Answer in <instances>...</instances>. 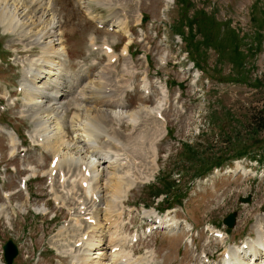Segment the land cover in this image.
Wrapping results in <instances>:
<instances>
[{"label":"rangeland","instance_id":"374dc122","mask_svg":"<svg viewBox=\"0 0 264 264\" xmlns=\"http://www.w3.org/2000/svg\"><path fill=\"white\" fill-rule=\"evenodd\" d=\"M53 1L60 25L57 30L62 33L68 52L63 55L61 66L55 64L51 67L56 68L53 72L56 71L63 84L60 87L66 94L64 100L71 103L64 116L68 135L67 141L60 145V156L62 154L63 159L69 155L71 159V156H76L74 148L86 144L83 123L87 113L91 112L87 110L90 104L86 102V109H78L72 100L75 98L80 102L81 93L94 97L91 87H103L104 80L98 77L104 72L109 74L106 81L128 87V94L121 90L123 96L126 94L121 102L125 108L116 106L115 98H112L111 111L117 113L122 109L134 113L144 109L136 128L131 124L132 119L131 122L125 120L122 125L123 119L110 122V118L106 120L107 128L111 131L115 128L118 138L124 141L134 132L147 129L153 133L152 126L157 122L161 130L159 137L162 138L157 141V164L153 161L154 154L150 153V144L158 137L159 131L144 141L148 158L143 157L141 161L134 155L126 164L117 167L119 173H129L133 184L124 201H120L122 206L119 207L120 203L116 206L118 210L115 208L117 211L113 214L112 224L107 221L105 210L113 194V185L106 183L103 176L99 181L93 180L102 199L94 207L101 225L100 231H93V228L89 230L92 233L87 231L92 224L89 221L87 224L86 215L78 212L85 198V192L79 188L80 180L69 181L63 187L58 176L56 183L48 179L54 153L47 146V140L38 139L30 109L32 103L47 98L36 96L39 94L33 91H28L32 94L26 93L22 81L23 74L30 67L29 61L43 56V50L27 38H21L13 29H6L0 21V45L4 48L0 51V104L3 102L6 106L4 112V106L0 105V264H7L3 246L10 239L19 249L13 264H75L77 258L83 256V236L87 234L88 237L90 233L95 234L96 240L90 250L84 251L93 264L119 263L118 251L115 254L110 252L115 242L111 237L113 240L126 238L123 250L129 252L133 249L140 254L131 263L143 262L146 258L145 264H223L225 248H233L234 251L240 248L242 241L252 243L264 234L259 236L258 232L259 228L264 230V165L246 157L242 158L243 164L237 166L231 159L206 176L193 178L223 156L232 155L248 145L251 149L264 146V130L252 134L248 129L251 113L264 103V0H112L114 4L110 8L96 0ZM102 1L108 3L107 0ZM19 2L0 0V15L11 8L16 9L22 13V21L29 23L42 15L43 10L39 9L36 15L34 12L26 13L32 9L31 3L26 0ZM117 5L120 7H115ZM186 7L193 21L191 37L189 20L181 18ZM112 15L126 21L129 32L124 33L109 23ZM211 18L217 25L211 23ZM99 20L104 23H98ZM181 22L182 34L176 32V26ZM93 35L99 44L107 40L116 47L115 62H110V57L102 50L91 47L90 37ZM227 43L231 46L225 52ZM126 45L132 51V57L122 55V48ZM217 45H221L223 50ZM187 55L202 66L206 74L191 70ZM125 67L130 69L129 74L124 71ZM47 78H40L35 83L39 86ZM177 82L183 83L184 87ZM146 86L150 92H145ZM76 90L80 91L77 93ZM98 102L97 99L95 106L98 109H106ZM161 108L162 117L156 112ZM149 110H154L152 115ZM51 115L47 135L54 129L60 139L62 124L55 118L57 115L53 112ZM74 116L77 118L75 130L70 123ZM96 116L92 115L93 118ZM13 127L18 136H12ZM86 132L93 137L98 133L99 137L94 140L95 147L85 145L82 156L91 160L98 158L95 160L96 168L105 173V178L112 174L109 180L113 181L114 166L109 158L102 159L97 151H109L123 159L125 150L112 143L109 138L111 132L110 135L101 133L103 131L95 126ZM58 137L56 141H59ZM63 168L65 171L71 169L68 178L77 172V166L70 168L65 162ZM22 177L28 179L27 187L21 186ZM173 179H176L174 185L168 188L169 181ZM187 185L190 193L184 206H176L165 214L173 225H177V231H156L149 235L142 229L145 225L143 219H146L144 208L153 210L155 206H165L176 199ZM55 188H59L57 192ZM60 195L66 199L58 203ZM247 197L251 201L246 200ZM65 202L70 208L60 206ZM125 204L136 206L129 210ZM232 212H236V222L230 229L232 233L227 242L208 235L205 226L214 222L221 223L220 228L226 231L223 219ZM79 216H83L82 219L75 221ZM136 228H139V241L132 246L128 240ZM79 240H83L82 246H76ZM145 251L152 253L150 261V255H145ZM206 254L210 257L207 262ZM262 254L257 263L261 262Z\"/></svg>","mask_w":264,"mask_h":264},{"label":"bare ground","instance_id":"6f19581e","mask_svg":"<svg viewBox=\"0 0 264 264\" xmlns=\"http://www.w3.org/2000/svg\"><path fill=\"white\" fill-rule=\"evenodd\" d=\"M13 1L19 2L20 0H13ZM26 1H27V3H31V6H32V9H30L29 11H26V13H33L34 12V14L36 15V13H37L36 11L39 9V10H43L42 15L38 16L37 18H33L31 23L23 22L21 19L22 13H20L16 9L12 10V8H11V10H9V12H6V13L3 12L2 15H0V21L2 23H4L6 29H13L12 31L19 34V36L21 38H27L29 40V42H32V44H35V45H39L43 50V54H44L43 56H41L40 58H37V59H31L29 61L30 67L27 71H25V75L23 78L24 79L23 84L26 87V90H27L26 93H29L28 91H31V92L33 91V92H37V94H39L36 96H44L47 98V100L42 99V101L38 100V101L32 103V108H30V109L32 110V114H33L34 119H35V125H36L35 132L39 136H42L43 140H47V144H48L47 146H49L51 148V150L53 151L54 155H56L55 153H59V151H60V145L64 144L67 141L66 136L68 135V132H67V129L64 127V116L68 112V110L70 109L69 104H71V103H69L68 100H66V101L64 100V98L66 97V94L62 91V88L60 87L63 84L60 81V78L58 76H56L57 75L56 71L53 72V69L56 70V68H53L51 66H54L55 64L61 66L62 61H63L62 57L64 54L66 55L68 51H67L66 45L64 44V40L62 38V33L57 30V28H60V25L58 24V20H57L58 18L56 15V11L53 8L54 7L53 6L54 1L53 0H26ZM96 1H98L99 4L107 5L108 8H110L114 4V2H113L114 0L113 1L107 0L108 1L107 4H105L106 2H104L102 0H96ZM93 17H95V16H93ZM114 17H115V15L111 16L109 23L113 22V24H114V22H116L115 26L118 29L124 30V33H126L127 31L129 32V27H128L127 22L123 21V20L115 19ZM107 21H108V19H107ZM90 38H91V45H92L91 47H94L96 45L95 39L97 37L92 36ZM106 42L107 41H105V44H107ZM32 44H30V45H32ZM101 48L103 49V46H101ZM123 52H124V55H127V58H129L128 55L131 57L130 53L128 52V47L124 48ZM51 54H54V55H51ZM110 57H113V55H111ZM131 61H132V58H131ZM108 65H110V63ZM46 69H49L50 72H47ZM124 71L128 74L130 73V69L129 68L127 69V67L124 68ZM131 77H132V75H131ZM40 78H47V80H45L42 84L40 83L41 85L38 86L35 83V81L40 79ZM98 78L101 80H104V85L102 88H97L96 86L91 87V92L93 93L94 97L90 96V95H86L85 93H81L80 94L81 100H80V98H78L80 100V102L75 101V98H73L74 101L72 100V103L73 104L75 103L74 105L76 107H78V109H81V108L86 109L85 103L89 102L90 107L87 108V110L89 109V110H91V112L87 113L88 111H84L85 113L88 114L87 117L85 116V118H87V119L84 121H86V122L83 123V124H85V129L88 130L90 127L95 126V127H98L101 131H103L101 133L109 134L111 132L112 135L109 136V138L113 142H115L119 147H121L122 149L125 150L126 157L122 159V157H120L118 155L117 156L110 155L109 151L108 152L107 151L103 152V150L97 151V152H99L98 154L101 157H103L102 159H104V158L108 159L109 158L108 161L111 163V165L119 162V163H117V165L116 164L113 165L114 166L113 167L114 168V171H113L114 177L112 178L113 181L109 180L110 176L112 177V174L110 176L107 175V177L105 178V176H104L105 173L104 174L101 173V171L98 168H96V161L95 160H97L98 158L91 160L89 157L87 159L86 156H82V154L84 153L82 149L85 148L86 144H83V146H79V147L74 148L76 156H73V158L71 156L70 157L71 159H69V157H68L69 155L67 157L66 156L63 157V159H62V154H61V156L59 157L58 164H57V167H58L60 172L62 170L64 162L70 168L73 165L77 166V170H78V173L80 174L81 181H87L86 185H82L84 192H85V198L81 202L79 209H78V212L80 214H83L86 216L89 215L88 217L90 219H94V222L91 223L92 227H87V231H89L90 228H93V231H95V230L100 231V225H101V221H99V218H98L99 215L94 211V207L97 205L98 202L99 203L102 202V199L100 198V192L97 189L93 180L99 181L98 179L100 178V176H103V179L105 181H107L106 183L109 184V182H111L112 184H110V185H113V194L111 195L112 197L110 198V200L108 202V206L105 210L106 211L105 214H107V216H108L107 220H112V217L114 216L113 214L117 209L116 206H118L120 201L121 202L124 201L123 200L124 196L131 190V186L133 184V179L130 178L129 173H127V172L123 173V174H121L122 172L119 173L118 168H117L119 166L118 164H120V163L126 164L128 159H130L129 157H134V155H135V157L137 156V159L140 158L141 161H143L142 160L143 157L148 158V152H147V149L144 145L145 144L144 141L146 139H150V138L154 137V135H155L154 133L159 131L158 137L154 138L150 144L151 147L153 148V149L151 148L152 151H150V153L154 154L155 158L153 161H155L157 164V161H156L157 156H158L157 141H158V139H160L159 136H161V130L157 126V122H156V124L154 126H152L153 133L147 132V129L144 132L143 131L141 132L139 130L140 133L134 132L133 133L134 135L130 134V135H128V136H130L129 138L127 137V138H125L124 141H121L118 138L119 135H118L115 128L111 127V128H113V131H111L110 129L107 128V126H109V125L106 124V120L108 118H110V122H111V121H116L117 119H123V123H122V125H123V124H125V122H124L125 120L131 122V119H132L131 124L133 125V127L136 128L141 121V116H143L144 109H142V110L139 109L134 113L132 112L133 114L128 113V111H125L122 109H119V111L117 113H114L113 111H111L110 110L111 105H112L111 103L113 102V101H111L112 98H115L114 103L116 106H124L123 103H121V102H123V97L127 94V88L128 87L127 86H119L120 85L119 83H118L119 85L114 84L113 81L110 82V80L106 81L105 79H109V74L104 73V72H102ZM114 82H116V81L114 80ZM121 90H123L122 91L123 93H126L124 96L122 95ZM78 91H80V90H76L77 93H78ZM31 92L29 94H32ZM77 93H75V95ZM97 99L99 101L98 103L101 104V106H104L106 109H104V108L98 109L95 106L96 105L95 102ZM161 106H162V102L159 104V107H161ZM124 108H125V106H124ZM46 111H48L47 112L48 115H46ZM153 111L154 110H149L148 113L150 115H152ZM52 112L54 113V115H57V117H55V118H57V120L59 122H61V124H62L61 133H63V135H61L60 139L56 135L57 133L56 132L54 133V129H52L50 134L47 135V133L49 131L48 124H49L50 118L53 117L51 115ZM92 115L93 116L97 115V116L95 118H93ZM45 116L46 117L49 116V117L46 118ZM126 117H127V119H125ZM71 118H72L70 120L71 127L74 129H77L76 128V122L77 121L75 120V119H77L76 116L71 117ZM56 123H58V122H56ZM159 126H162V124ZM86 130L83 131L86 134L85 137H87L86 143L89 145H94L93 147H95L96 144H94L95 141H93V138L99 137L98 133L95 134V137H93V135L87 133ZM115 135H117V136H115ZM47 136H48L49 141L47 139ZM56 136L58 137L59 141H56V138H57ZM42 137H41V139H42ZM122 142H125V143H122ZM68 143H69V141H68ZM100 156H99V158H100ZM96 157H98V155ZM123 161H126V162H123ZM84 164L86 165L85 169H83ZM87 169H89V172H90L89 174L85 173ZM70 171H71V169L69 170V172ZM68 173L65 172L64 181L65 180L68 182L72 181L74 183L76 181V178L73 181L74 174L68 178ZM151 174H152V172H151ZM59 175H60L59 177L62 176L60 173H59ZM151 176L146 177V178L149 179ZM60 196H61V200L66 199L65 197H63V195H60ZM83 208H86V211H84L85 209L83 210ZM147 214H150V213L147 212ZM81 217H83V216H81ZM77 222H79V221H77ZM85 222H87V224H88V221H85ZM93 231H89V232L92 233ZM91 233L88 234L87 239H83L84 241L82 240L83 246H85V249H84L85 251L90 250L94 245V241L96 240V237H94L95 234L93 236ZM259 236H260V234H259ZM111 239H112V241H115L113 244V248L120 246V252L117 253V256H118L117 258L119 260V263H117V264H132V263H134V262L131 263L132 254L130 252H125L123 250V246H124L123 239L126 240V238L113 240V238L111 237ZM111 239H110V241H111ZM261 247H263L262 249L264 251V234H262L257 240L253 241L252 243H248L247 249H243V250L237 249L239 251L231 250V252L227 251V252H229V258L223 257V264H232L233 263L232 261H234V259H235V261H237L238 264H264V260L262 257H261V262L257 263L258 259L260 258V254H262L261 253ZM84 250L82 251L83 256L78 257L75 264H93V262L90 260V258L86 257V252ZM133 253H134V250H133ZM235 255L238 256V259L235 258ZM123 259H125V260H123ZM148 261H150V260L148 259ZM146 262H147V260H146V258H144L143 262H135L134 264H145ZM98 264H103V262H101V263L99 262Z\"/></svg>","mask_w":264,"mask_h":264},{"label":"trees","instance_id":"16d2710c","mask_svg":"<svg viewBox=\"0 0 264 264\" xmlns=\"http://www.w3.org/2000/svg\"><path fill=\"white\" fill-rule=\"evenodd\" d=\"M180 1L182 2L183 0H180ZM187 9L188 8L186 7V8H184L182 10V14H181L182 17L181 18H185L186 20H189L188 21L189 22V27H190L189 35L191 37L193 35V28H192L193 27V21L190 19ZM210 20H211L212 24L217 25V22H216V20L214 18H211ZM176 32H179L181 34L184 33L183 22H181L178 27L176 26ZM210 35H211V37L213 36L212 34H210ZM191 41H192V39H191ZM189 45H191V43H189ZM217 46H219L222 49L221 45H217ZM224 46H225V52H226L227 49H228V46H231V44L227 43ZM1 47H2V45H0V48ZM232 53H233V51L231 50L230 54H232ZM225 54L228 55V53H225ZM235 64L238 66L237 68H239V65L237 64V62H235ZM248 129H249L250 133H252V134L264 130V103L262 104V106L258 107L254 112L251 113V119H250V123H249V128ZM250 147L251 146L248 145L244 149H240V151H238V153H242V152L244 153V152L250 151L249 150ZM216 163H221V162L215 161L214 163L210 164L209 168H211L212 165L216 164ZM201 172H203V169L200 172H198V173H201ZM175 180L173 179V180L169 181L168 188H170L171 186L174 185ZM176 200L181 201L180 197L178 199H176Z\"/></svg>","mask_w":264,"mask_h":264},{"label":"water","instance_id":"95a60500","mask_svg":"<svg viewBox=\"0 0 264 264\" xmlns=\"http://www.w3.org/2000/svg\"><path fill=\"white\" fill-rule=\"evenodd\" d=\"M246 200L251 201V198L250 197H247ZM235 213L236 212H232L227 217L224 218V222H226L227 225L230 228H233L235 226V222H236V214ZM4 249H5V256H6L7 261L9 262V264H12L13 259L18 254V248H17V246L15 245V243L13 242V240H9L4 245Z\"/></svg>","mask_w":264,"mask_h":264}]
</instances>
